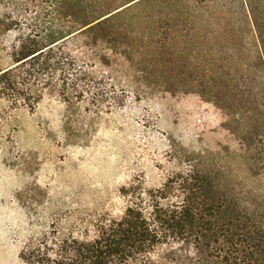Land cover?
Here are the masks:
<instances>
[{
	"label": "rangeland",
	"instance_id": "obj_1",
	"mask_svg": "<svg viewBox=\"0 0 264 264\" xmlns=\"http://www.w3.org/2000/svg\"><path fill=\"white\" fill-rule=\"evenodd\" d=\"M241 4L0 0V69L25 35L43 46L70 35L67 88L79 78L83 92L62 95L58 75L34 109L0 99V264H24L32 238L93 213L129 174L157 186L187 166L264 232V68ZM198 70L205 99L186 77Z\"/></svg>",
	"mask_w": 264,
	"mask_h": 264
},
{
	"label": "trees",
	"instance_id": "obj_2",
	"mask_svg": "<svg viewBox=\"0 0 264 264\" xmlns=\"http://www.w3.org/2000/svg\"><path fill=\"white\" fill-rule=\"evenodd\" d=\"M241 2L251 18L264 68V27L253 18L257 2ZM114 15L97 20L96 29L106 28ZM69 36L43 46L25 35L12 65L0 69V99L34 109L43 91L55 89L58 75L62 95L82 96L79 78L67 88V73L76 72L74 59L63 47ZM208 76L201 70L186 76L204 99L210 91ZM146 160L151 164L153 158L149 155ZM187 167L157 186H150L141 173L129 174L127 182H119L112 191L113 198L93 213L68 219L60 215L25 245L21 260L24 264H264V232L228 198L217 197L206 173Z\"/></svg>",
	"mask_w": 264,
	"mask_h": 264
}]
</instances>
